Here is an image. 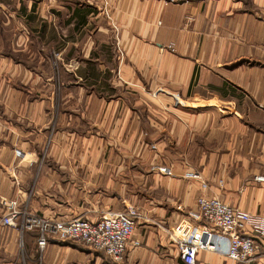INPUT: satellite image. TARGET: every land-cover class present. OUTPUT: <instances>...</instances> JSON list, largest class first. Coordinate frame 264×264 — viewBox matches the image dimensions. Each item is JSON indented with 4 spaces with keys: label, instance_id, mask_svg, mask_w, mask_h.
<instances>
[{
    "label": "crops",
    "instance_id": "0c3cea01",
    "mask_svg": "<svg viewBox=\"0 0 264 264\" xmlns=\"http://www.w3.org/2000/svg\"><path fill=\"white\" fill-rule=\"evenodd\" d=\"M18 2L23 57L0 58V195L59 220L128 204L143 217L141 246L116 263L73 241L39 252L0 207V264H184L169 229L191 222L195 172L207 196L264 217V0ZM197 264L239 263L202 251ZM246 264H264V240Z\"/></svg>",
    "mask_w": 264,
    "mask_h": 264
},
{
    "label": "built area",
    "instance_id": "2783aa9c",
    "mask_svg": "<svg viewBox=\"0 0 264 264\" xmlns=\"http://www.w3.org/2000/svg\"><path fill=\"white\" fill-rule=\"evenodd\" d=\"M151 149L156 151L157 145ZM17 158L24 159V152L15 150ZM152 171L164 176H173L172 169L155 165ZM187 178L201 184V195L196 199V211L188 213L190 223L180 221L169 229L170 239L178 247L184 264H197L202 251L221 254L227 259L246 264L254 261L264 240V217L252 215L238 208L233 202H224L218 197H209L208 182L199 172L190 173ZM254 181L264 184V175ZM223 181H220V185ZM0 207L4 210L2 225L21 232L37 231V249L42 252L50 240L77 242L103 254L109 261L121 263L128 247H140L134 239V232L143 214L140 208L128 204L123 211L109 212L97 222L84 218L59 220L33 214L16 199L0 195ZM197 222V225L193 224Z\"/></svg>",
    "mask_w": 264,
    "mask_h": 264
},
{
    "label": "rangeland",
    "instance_id": "374dc122",
    "mask_svg": "<svg viewBox=\"0 0 264 264\" xmlns=\"http://www.w3.org/2000/svg\"><path fill=\"white\" fill-rule=\"evenodd\" d=\"M168 1L181 2V0ZM19 3L18 0H0V58L20 60L23 57L19 46V41L23 36L22 22L12 15Z\"/></svg>",
    "mask_w": 264,
    "mask_h": 264
}]
</instances>
